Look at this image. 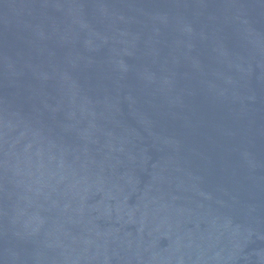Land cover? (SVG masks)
<instances>
[{"label":"water","instance_id":"95a60500","mask_svg":"<svg viewBox=\"0 0 264 264\" xmlns=\"http://www.w3.org/2000/svg\"><path fill=\"white\" fill-rule=\"evenodd\" d=\"M0 264H264V0H0Z\"/></svg>","mask_w":264,"mask_h":264}]
</instances>
